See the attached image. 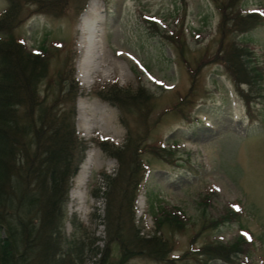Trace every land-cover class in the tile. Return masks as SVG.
<instances>
[{"label":"rangeland","instance_id":"obj_1","mask_svg":"<svg viewBox=\"0 0 264 264\" xmlns=\"http://www.w3.org/2000/svg\"><path fill=\"white\" fill-rule=\"evenodd\" d=\"M220 1L226 0H89L86 10L75 19L71 8L60 17L31 13L16 30L30 50L43 42L48 46L55 39L72 45L75 52L74 76L84 91L76 99L75 126L87 151L64 207L67 238L85 237L87 244L95 238L94 246L99 253L103 250L108 182L101 173L114 176L117 165L92 140H108L119 146L125 134L116 108L87 94L114 83L132 90L141 86L153 107L149 122L156 121L146 143H161L173 155L166 154L162 160L142 155L147 171L134 216L139 235L149 238L155 234L151 211L176 213L177 209L186 221L182 233L168 236L173 244L170 257H179L177 264H196L197 255L185 259L190 243L197 250L208 244L226 245L242 235L250 241L244 247L246 253L235 256L231 263L212 260L209 264H264V0L238 2L237 9L243 13L259 12L262 23L244 35L227 39L251 51L249 62L255 69V82L239 87L249 94L248 103L238 95L232 77L216 59L220 50ZM5 6L6 1L0 0V11ZM88 9L93 13L88 18L99 19L102 30V63L95 72L87 67L86 47L81 43V18ZM177 33L182 40H173ZM65 54L52 59L50 73L62 65ZM181 97L188 102L180 104ZM173 106H177L174 111ZM163 110L167 112L161 114ZM88 157L89 176L85 186L76 188ZM73 189L78 191L77 197L72 196ZM231 211L238 217L222 221ZM211 221L217 224H209ZM72 223L84 228H74ZM112 247L117 260L119 250ZM93 261L88 256L85 264ZM129 263L166 264L141 256Z\"/></svg>","mask_w":264,"mask_h":264},{"label":"trees","instance_id":"obj_2","mask_svg":"<svg viewBox=\"0 0 264 264\" xmlns=\"http://www.w3.org/2000/svg\"><path fill=\"white\" fill-rule=\"evenodd\" d=\"M5 1L6 6L0 11V264H85L88 256L94 259L93 264H130L139 256L177 264L179 257H170L173 244L168 236L185 230L182 212L151 211L155 234L149 238L140 236L134 224L136 199L147 171L142 155L161 160L166 154L173 155L161 143H146L156 121L149 122L153 107L141 86L132 90L114 83L87 94L116 108L125 134L119 146L108 140H92L117 165L114 176L101 173L108 182L102 218L106 234L103 250L99 253L94 246L95 238L87 244L85 237L65 236V203L87 151L75 126L76 99L84 94L74 76L75 52L72 45L55 39L48 46L43 42L38 49L30 50L15 32L31 13L60 17L71 8L75 19L89 0ZM239 1L217 4L221 20L216 59L232 77L238 95L248 103L249 94L239 87L255 82V69L249 62L251 51L227 39L250 32L262 23L263 17L257 11L241 12L237 9ZM177 39H181L180 33L173 40ZM64 51L62 65L50 73L52 59ZM180 99V104L188 102L185 97ZM173 107L172 111L177 109ZM93 196L96 198V191ZM237 217V212L231 211L222 221ZM74 223V228H84ZM212 223L217 224H209ZM247 243L250 241L244 235L226 245L208 244L197 250L190 243L185 259L187 255H197L196 264H209L212 260L231 263L235 256L247 252ZM112 246L119 250L117 260L111 253Z\"/></svg>","mask_w":264,"mask_h":264},{"label":"bare ground","instance_id":"obj_3","mask_svg":"<svg viewBox=\"0 0 264 264\" xmlns=\"http://www.w3.org/2000/svg\"><path fill=\"white\" fill-rule=\"evenodd\" d=\"M86 10V9H85ZM89 12L86 11V13L83 15L81 18V25H80V30L83 32V35L81 36V43L85 44L83 46L86 47L85 54L86 56V62H87V67H91L92 72H95L99 65H101V35H102V30L99 29V24L100 20H91V18H88L89 14L91 13V10L88 9ZM95 19V18H94ZM85 58V57H84ZM97 65V66H96ZM90 69V68H89ZM91 72V71H90ZM94 74V73H93ZM88 76V75H87ZM86 160V164L83 165L81 174L78 176V179L76 181V188H79L81 186H85V183L87 181V178L89 176V172L91 169V161L90 158L88 157ZM82 166V165H81ZM75 189V188H74ZM72 190L73 197L78 196V191ZM76 190V189H75Z\"/></svg>","mask_w":264,"mask_h":264},{"label":"water","instance_id":"obj_4","mask_svg":"<svg viewBox=\"0 0 264 264\" xmlns=\"http://www.w3.org/2000/svg\"><path fill=\"white\" fill-rule=\"evenodd\" d=\"M4 236V235H3Z\"/></svg>","mask_w":264,"mask_h":264}]
</instances>
